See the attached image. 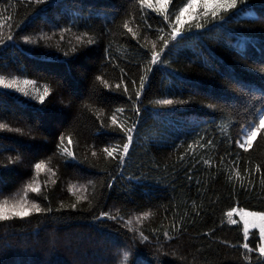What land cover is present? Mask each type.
<instances>
[{"label":"trees","instance_id":"1","mask_svg":"<svg viewBox=\"0 0 264 264\" xmlns=\"http://www.w3.org/2000/svg\"><path fill=\"white\" fill-rule=\"evenodd\" d=\"M184 2L186 0H172L170 9L175 11ZM135 4L136 0H54L52 6L33 16V12L44 6L30 0H0V14L12 17L16 32L15 41L0 46V75L35 79L41 86L49 83L54 89L46 105L41 106L14 90L0 87V122L21 128L24 133L31 130L30 135L0 130V162H4L6 156L14 157L17 153L22 156V162L15 165L0 163V199L5 195L10 198L23 195L25 185L35 175L32 165L36 161H47L51 157L50 166L58 169L56 184H49L45 192L54 210L52 214H33L23 220L0 222V264H139L140 261L156 264L152 249L143 244L134 245L125 260L124 246L132 243L129 239L132 232L122 223L97 222L93 217L100 210L113 214L119 210L125 219L143 211L150 212L147 219L140 224L134 221L133 226L142 228L150 239L159 236L167 245L166 250H175V256H161L159 264H242L239 258L242 249L230 246L243 242L242 228L229 225L226 213L232 206L264 210V197L258 184L255 191L248 192L240 189L235 177L233 181L227 179L230 173L226 169L232 167L238 150L234 144L227 143L226 136L235 138L239 123L245 118L242 109L247 106L246 102L262 107L250 95L241 92L235 82H241V87L264 89V74L253 70L264 63V27L258 19L264 17V0H247V5L224 27L194 31L171 48L164 56L170 61V67L160 65L146 85L140 105V123L123 169L124 177L115 182L113 189L104 190L105 198L94 212L81 210L88 207L86 203L77 209L56 210L61 201L74 202L75 197L67 190L69 184L79 187L89 179L99 182L102 177L97 172L105 166L103 160L96 169L87 164L66 166L62 157L55 154L59 133H76L74 139L78 140V145L74 150L83 158L89 145L99 149L106 142L115 143L118 139L97 133L99 122L94 111L104 109L110 114L111 108L129 107L126 97L107 94L98 99L90 95L93 88L99 93L102 87L94 83L95 75L103 73L105 79L113 83L119 77V68L100 67L103 47L108 41H112V51L120 58V67L130 76H139L136 67L139 45L130 36L117 34L114 37L111 32L106 33L100 44L64 57L62 51H57V43L66 49L73 34L86 29L81 19L80 27H73L61 40L59 28L69 26L71 13L76 11L81 18H88L96 33L103 31L105 25L116 32L117 25L133 11ZM247 8H252L254 15H242ZM134 15L131 26L137 29L140 25L138 30L143 32L144 22L139 11ZM147 23L154 29L161 26L160 17L150 10ZM37 34L49 38L39 45L25 44L19 39L23 35L35 39ZM149 39H155V35L149 34ZM144 42L141 36L140 43ZM189 97L195 102L171 106L156 103L160 99L188 100ZM70 98H74L71 107L61 103ZM85 100L93 105L92 111L81 108ZM209 103L216 108L207 107ZM125 116L136 119L131 111H126ZM198 134L212 138L215 148L196 146L193 155H186L183 161L178 159L189 144L195 143ZM239 151V168L243 175L250 161L264 164V137L258 136L248 152ZM89 159H92L90 154ZM204 159H211L213 165H205ZM110 171L115 174L114 168ZM189 175L191 180L187 178ZM255 176L259 178V174ZM37 179L43 182L49 177L40 173ZM245 184L247 186V179ZM97 187L99 194V184ZM91 191L89 188V194ZM29 199L44 203L35 194H30ZM193 202L199 216L193 211ZM181 217H184L187 232L170 231V235L179 238L166 240L163 230ZM152 229L158 231L152 232ZM209 230L212 234L205 235ZM94 255L98 260H89L94 259Z\"/></svg>","mask_w":264,"mask_h":264},{"label":"snow or ice","instance_id":"2","mask_svg":"<svg viewBox=\"0 0 264 264\" xmlns=\"http://www.w3.org/2000/svg\"><path fill=\"white\" fill-rule=\"evenodd\" d=\"M35 5H43L44 8L38 9L33 12L32 15H39L48 6H52L54 0H30ZM172 0H136V4L133 11L126 15L121 24L117 25V31L113 32L104 26L103 31L96 33L92 30V25L88 22L87 17L81 18L76 11L71 13L69 20V26L60 27V39L63 40L65 33L72 32L73 27H80V21L83 19V27L85 31L73 34V40L68 41L69 47L66 49L57 43V51H62L64 57L76 54L82 49L89 46H95L105 38L106 33H110L115 37L119 35H127L134 41H136L139 48L137 49L139 59L136 61V67L139 70V76L136 78L134 75H129L125 68L120 67L119 57L115 56L112 51V41L103 47V59L100 61V67L106 68L108 65H112L114 68H119V77L116 82H111L105 79L104 74L94 76V83H98L101 87L99 93L93 88L90 95H96L100 97L107 94H115L120 97L127 98L128 108L124 106H118L110 109L106 112L104 109L94 111V116L99 122L97 127L98 134H104L117 139V142H106L103 147L96 148L95 145H89L87 153L83 158L77 155L74 150L78 145V140L74 139L76 133L74 131L60 132L56 141V155L62 157L63 163L66 166L72 165L80 167L87 164L90 168H99V161H104V167L99 168L97 175L102 178L99 182L89 179L85 184L77 187L74 184L68 185V192L72 193L75 197L74 202L65 204L61 201L56 209H77L79 205L87 204V208H81L82 211L94 212L101 202L105 198L104 190L113 189L115 182L124 177V167L126 160L130 152V148L133 145L135 135L137 134L138 124L140 123L139 117L142 112L140 107L142 103V97L146 91V85L151 79V75L155 74V71L160 65H167L170 67V61L164 59V56L168 55L171 48L176 46L179 41L185 38V35H191L194 31H207L210 27H224L229 20L237 16L240 8L247 5V0H186L183 6L179 7L175 11L170 9ZM139 11L140 17L144 22V30L141 32L134 29L131 24L135 20V11ZM151 13L160 17L161 26L153 28L151 24L147 23V14ZM7 11V9H5ZM259 22L264 27V17H259ZM7 20V32H5V21ZM120 29H123L121 32ZM149 34H154L155 39H149ZM56 33L53 32L52 36ZM141 36H143L144 43H140ZM49 37L43 34H37L34 39L31 35L20 36L19 39L25 44L39 45L42 40H47ZM16 40V32L12 26V17L5 18L0 14V46L6 45L8 42ZM247 66V65H246ZM261 74H264V63L253 69ZM236 86L246 96L250 95L253 100L259 102L262 107L256 108L255 104L246 102L247 106L242 109V114L245 117L243 122L239 123V130L233 138L230 135L226 136V141L229 145L234 144L236 149V160L232 162V167L226 169L230 174L227 179L233 181L235 177L236 181H239L240 189L243 191L252 192L255 191V186L258 184L261 189L262 197H264V164L249 162V166L244 168L243 175L239 168L240 151L248 152L253 147V142L257 137H264V89H254L247 86L241 87V82L236 81ZM231 87V85H229ZM0 87L6 90H14L22 96L29 98L32 101H37L41 106L46 105L48 98L51 94H54V89L49 83H44L42 86L35 79L27 77L21 78L20 76H12L11 78L0 75ZM104 90H107L105 92ZM190 102H195L193 97H189L188 100H174V99H160L156 103L159 105H184ZM71 107L74 103V98H70L66 101H61ZM203 103V101H200ZM207 107L215 109L216 105L209 103ZM82 109L93 110L87 100L81 102ZM126 111H131L136 117L135 120L131 116H125ZM250 117V118H249ZM0 130L7 132L20 133L21 135H30L31 130L28 133H24L21 128H13L7 122H0ZM196 146L200 148H215V143L212 138H208L207 134L199 136L194 144H189L188 149L181 153L178 159L184 160L186 155H193ZM179 147V145H177ZM5 151L7 149H4ZM89 154L91 160L89 159ZM228 155H231L229 153ZM194 158V156H193ZM223 157H221V163H223ZM96 161L97 163H94ZM6 164H18L22 162V156L17 153L16 156H6ZM0 162V163H4ZM205 165L212 166L213 161L211 159H204ZM51 165V157L46 160L40 159L36 161L32 168L35 171V175L31 181L25 185L23 189V195L16 197L4 196L0 199V222L12 221L14 219L23 220L26 217H30L33 214L49 215L53 213V208L48 196L45 194L49 187V184H56V177L58 169H54ZM195 167V165H193ZM110 168L115 169V174L110 171ZM189 172L192 168L188 169ZM40 173H46L49 179L41 182L37 179ZM255 174H259L257 179ZM189 180L192 177H187ZM247 179V186L245 180ZM199 183V181H197ZM99 184V194L98 187ZM91 188L89 194L88 189ZM233 190H235V183H233ZM30 194L42 199L44 203L37 202L36 199H29ZM95 201V204H94ZM193 211L197 216L200 215L196 211L197 205L193 202ZM151 215L148 211H143L138 215L128 216L125 219L124 215H121L119 210H115V213L111 211L100 210L98 215H95L93 219L97 222L114 221L117 224H123L125 229L132 232V236L129 238L132 243L125 244L123 251V257L125 260L131 254V249L136 244H143L149 246L152 249V255L155 257L156 264H159L160 257L166 255H176L175 250L168 251L167 245L162 243L159 236L155 239H150L149 235L145 234V231L140 227H134V221L136 224H140L143 220L147 219ZM187 216V213H185ZM238 217V219L234 218ZM227 223L229 225L242 224V239L243 242L237 244H230L229 241H222L224 244H230L233 248L242 249L240 252V259L242 264H264V210H252L247 207L232 206L226 213ZM191 223V221H188ZM224 223V221H221ZM252 230H256L253 232ZM158 231L152 229V232ZM172 233H186L187 228L184 227V217H181L178 221L170 223L169 227L163 230V236L166 240L171 241L178 239V236L170 235ZM211 230L206 232L205 235H211ZM251 237V238H250ZM255 255V259H253ZM184 259V257H180ZM139 264H144L140 261Z\"/></svg>","mask_w":264,"mask_h":264},{"label":"rangeland","instance_id":"3","mask_svg":"<svg viewBox=\"0 0 264 264\" xmlns=\"http://www.w3.org/2000/svg\"><path fill=\"white\" fill-rule=\"evenodd\" d=\"M242 15H246V16H252L254 15V11L252 8H247L245 9L244 11L241 12ZM236 219H238V217H234ZM241 228H242V224H241ZM252 231H256V230H252ZM89 260L91 261H95V260H98L97 256L94 255V259H92L91 257L89 258ZM97 262V261H96ZM98 263V262H97ZM99 264V263H98Z\"/></svg>","mask_w":264,"mask_h":264}]
</instances>
